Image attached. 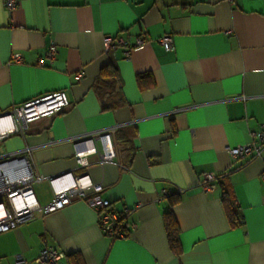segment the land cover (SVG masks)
<instances>
[{
  "label": "crops",
  "instance_id": "obj_1",
  "mask_svg": "<svg viewBox=\"0 0 264 264\" xmlns=\"http://www.w3.org/2000/svg\"><path fill=\"white\" fill-rule=\"evenodd\" d=\"M165 34L168 51L158 40ZM107 35L130 46L129 59L122 45L104 50ZM50 45L54 58L39 65ZM109 61L111 84L99 78ZM142 74L149 77L139 82ZM54 91L69 106L31 121L0 149L29 147L44 178L86 174L110 210H129L127 233L111 239L97 211L74 199L0 233V264L15 255L40 264L43 246L63 254L54 264L71 253L83 264H264V161L226 151L264 131V0H17L11 10L0 0V112ZM108 130L114 157L99 162L95 153L78 165L73 140L94 138L100 150L95 135ZM205 172L222 177L210 192L200 186ZM32 186L39 203L50 201L46 179ZM223 188L242 223L229 222ZM168 208L178 255L163 225Z\"/></svg>",
  "mask_w": 264,
  "mask_h": 264
},
{
  "label": "built area",
  "instance_id": "obj_2",
  "mask_svg": "<svg viewBox=\"0 0 264 264\" xmlns=\"http://www.w3.org/2000/svg\"><path fill=\"white\" fill-rule=\"evenodd\" d=\"M233 3L234 0H227ZM17 0H3L4 6L11 10ZM159 43L165 50L172 49L170 35H162ZM144 41L137 37L133 46ZM118 45L123 46L125 59H129L130 46L118 36L107 35L103 38L105 51ZM55 56V46L50 45L43 57L38 59L52 60ZM12 62H21L20 53L11 55ZM70 102L64 91H54L42 96L35 97L21 104L13 105L10 109L0 112V144L15 133H22L28 124L40 117L50 116L62 111L69 106ZM254 140L242 145L227 147L226 151L232 158L259 157L264 161L262 155L264 149V131L254 133ZM99 141V150L94 138H78L73 140V157L78 165L88 164L87 157L91 154H98L99 162L109 161L114 157V150L111 141L110 130L102 131L95 135ZM19 158L16 167L6 169L8 161ZM264 178V171L261 174ZM219 175L205 172L201 176V189L210 192L217 184ZM46 179L50 186V201L39 203L33 191V183ZM102 186L99 183H92L86 174L74 176L71 172L44 178L38 175L31 161L30 148L25 146L21 152H4L0 149V233L9 231L20 224L31 220L36 214H45L68 205L74 199L85 201V203L99 214V225L105 235L111 239L123 237L125 234L119 229V219L129 212L124 209L121 213L109 209L108 199L100 197ZM63 254L57 249L43 246L35 262L40 264H54ZM14 264H28L20 255H15Z\"/></svg>",
  "mask_w": 264,
  "mask_h": 264
},
{
  "label": "trees",
  "instance_id": "obj_3",
  "mask_svg": "<svg viewBox=\"0 0 264 264\" xmlns=\"http://www.w3.org/2000/svg\"><path fill=\"white\" fill-rule=\"evenodd\" d=\"M101 77L102 82H106L111 84L113 80H116L117 78V70L114 67L113 62H108L107 65L101 68L99 72V78ZM145 77H149L147 74L138 75L137 79L140 82ZM103 78V79H102ZM103 93V90H101ZM108 107L107 105L104 106V108ZM222 177L219 178V181H221ZM177 199L171 200V205L175 203ZM221 201L223 203V207L225 210V213L227 215V218L231 224H239L242 223L241 215L237 211V207L234 204L233 198L231 196V193L228 189L223 188L222 194H221ZM119 229L126 235L127 233V225H126V219H124V216H121L119 219ZM163 225L167 236V241L170 249L175 253L179 254L181 252L180 245H179V226L177 224V221L172 213V210L168 208L163 213ZM66 261L67 264H83L82 258L79 254L71 253L69 255H66Z\"/></svg>",
  "mask_w": 264,
  "mask_h": 264
},
{
  "label": "water",
  "instance_id": "obj_4",
  "mask_svg": "<svg viewBox=\"0 0 264 264\" xmlns=\"http://www.w3.org/2000/svg\"><path fill=\"white\" fill-rule=\"evenodd\" d=\"M18 160H19V158H16L14 160L8 161L6 163V165H5L6 166V169H11V168L16 167V164L18 163Z\"/></svg>",
  "mask_w": 264,
  "mask_h": 264
}]
</instances>
